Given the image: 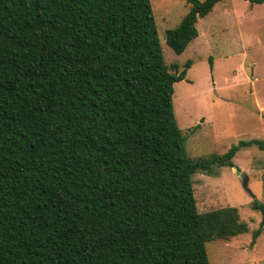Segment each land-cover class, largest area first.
<instances>
[{
    "label": "trees",
    "instance_id": "1",
    "mask_svg": "<svg viewBox=\"0 0 264 264\" xmlns=\"http://www.w3.org/2000/svg\"><path fill=\"white\" fill-rule=\"evenodd\" d=\"M186 1L178 54L222 0ZM191 66L165 60L151 0H0V264H212L210 241L248 231L235 206L200 212L192 176L264 139L190 157Z\"/></svg>",
    "mask_w": 264,
    "mask_h": 264
},
{
    "label": "rangeland",
    "instance_id": "2",
    "mask_svg": "<svg viewBox=\"0 0 264 264\" xmlns=\"http://www.w3.org/2000/svg\"><path fill=\"white\" fill-rule=\"evenodd\" d=\"M163 54L187 78L175 84L174 108L186 133L190 157L224 154L241 142L264 139V3L222 0L198 21L199 36L178 54L166 33L191 11L186 0H151ZM201 124L194 131L195 125ZM235 167L215 166L192 176L200 212L235 206L248 231L230 240L208 244L212 264H264V214L253 207L264 203V150L242 146ZM238 171L248 175V185ZM263 228L253 242V234Z\"/></svg>",
    "mask_w": 264,
    "mask_h": 264
},
{
    "label": "water",
    "instance_id": "3",
    "mask_svg": "<svg viewBox=\"0 0 264 264\" xmlns=\"http://www.w3.org/2000/svg\"><path fill=\"white\" fill-rule=\"evenodd\" d=\"M238 174L243 178L244 184L247 186L249 181L247 173L245 171H238Z\"/></svg>",
    "mask_w": 264,
    "mask_h": 264
},
{
    "label": "crops",
    "instance_id": "4",
    "mask_svg": "<svg viewBox=\"0 0 264 264\" xmlns=\"http://www.w3.org/2000/svg\"><path fill=\"white\" fill-rule=\"evenodd\" d=\"M201 125V124H200ZM200 127V126H199Z\"/></svg>",
    "mask_w": 264,
    "mask_h": 264
}]
</instances>
